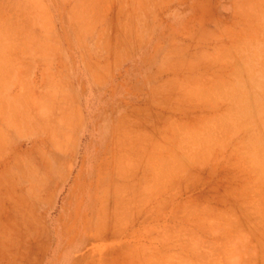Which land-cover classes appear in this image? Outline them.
<instances>
[{"label":"rangeland","instance_id":"374dc122","mask_svg":"<svg viewBox=\"0 0 264 264\" xmlns=\"http://www.w3.org/2000/svg\"><path fill=\"white\" fill-rule=\"evenodd\" d=\"M70 144L110 263L264 264V0H0V167Z\"/></svg>","mask_w":264,"mask_h":264},{"label":"crops","instance_id":"0c3cea01","mask_svg":"<svg viewBox=\"0 0 264 264\" xmlns=\"http://www.w3.org/2000/svg\"><path fill=\"white\" fill-rule=\"evenodd\" d=\"M27 150L0 167V264H119L96 239L90 178L68 177L75 146Z\"/></svg>","mask_w":264,"mask_h":264}]
</instances>
